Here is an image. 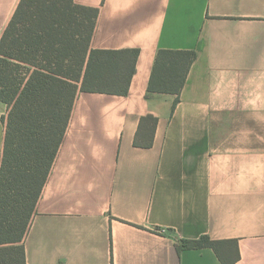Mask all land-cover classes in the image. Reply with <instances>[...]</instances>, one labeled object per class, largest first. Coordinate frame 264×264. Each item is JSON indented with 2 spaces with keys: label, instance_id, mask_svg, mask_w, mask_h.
<instances>
[{
  "label": "crops",
  "instance_id": "obj_1",
  "mask_svg": "<svg viewBox=\"0 0 264 264\" xmlns=\"http://www.w3.org/2000/svg\"><path fill=\"white\" fill-rule=\"evenodd\" d=\"M20 0H0V40ZM91 46L138 49L127 94L80 91L25 237L26 264H264V0H75ZM160 49L195 50L180 100L148 95ZM8 105L0 101V167ZM152 146H136L144 116ZM228 250V249H227ZM230 258V253H227Z\"/></svg>",
  "mask_w": 264,
  "mask_h": 264
},
{
  "label": "trees",
  "instance_id": "obj_2",
  "mask_svg": "<svg viewBox=\"0 0 264 264\" xmlns=\"http://www.w3.org/2000/svg\"><path fill=\"white\" fill-rule=\"evenodd\" d=\"M98 14V8L75 0H20L1 37L0 101L8 111L0 167V264H26L25 237L78 93L129 91L139 50L93 48ZM196 57L195 50L160 49L148 95L172 94L177 103ZM157 123L152 115L141 119L136 146H152ZM184 246L211 247L224 264L240 258L237 240L203 235L183 239L178 248Z\"/></svg>",
  "mask_w": 264,
  "mask_h": 264
}]
</instances>
